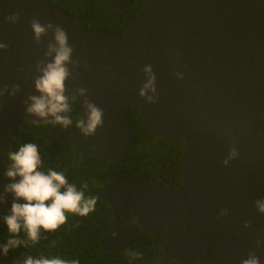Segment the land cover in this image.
I'll return each instance as SVG.
<instances>
[{
  "label": "water",
  "instance_id": "1",
  "mask_svg": "<svg viewBox=\"0 0 264 264\" xmlns=\"http://www.w3.org/2000/svg\"><path fill=\"white\" fill-rule=\"evenodd\" d=\"M34 19L53 24L39 42ZM55 26L66 32L76 62L65 81L80 107L71 131L26 112ZM0 43V191L10 182L3 155L28 124L44 122L48 142L70 133L81 152L113 161L133 141V104L150 134L183 140L182 181L177 189L141 178L104 183L99 197L110 206L112 228L100 245L120 248L141 228L166 235L157 264H241L250 252L264 264V213L255 204L264 201V0H142L120 37L78 26L41 0H0ZM152 77L155 91L141 97ZM79 88L103 110V125L90 136L77 127L88 114ZM6 259L0 252V262Z\"/></svg>",
  "mask_w": 264,
  "mask_h": 264
},
{
  "label": "trees",
  "instance_id": "2",
  "mask_svg": "<svg viewBox=\"0 0 264 264\" xmlns=\"http://www.w3.org/2000/svg\"><path fill=\"white\" fill-rule=\"evenodd\" d=\"M41 1L65 11L76 25L102 29L112 37L127 34L129 19L142 8V0H122L119 9L97 4L94 0ZM65 95L71 105V111L67 113L73 121L67 127L71 131L80 107L66 89ZM128 119L136 129L131 147L124 157L110 162L81 152L72 142L70 133L56 144H49L43 136L42 121H33L17 132L12 148L3 155L7 162L10 151L18 150L24 143H34L42 158L41 170L51 168L63 172L69 183H75L78 189L87 185L83 188L85 197H95L96 206L85 220L79 219L76 214L66 213L64 225L53 232L41 229V238L37 243L27 241L26 246L21 244L10 250L7 259L0 264H24L28 256L34 259L60 258L69 262L75 260L78 264H157L166 243L164 232L138 230L132 243L117 251L105 249L99 244L100 237L112 227L110 207L99 197L104 183L115 178H142L149 183H161L177 189L182 181L183 140L159 139L150 134L133 104L129 105ZM9 235L6 224L1 220L0 244L6 243ZM19 238L27 239L23 231Z\"/></svg>",
  "mask_w": 264,
  "mask_h": 264
},
{
  "label": "clouds",
  "instance_id": "3",
  "mask_svg": "<svg viewBox=\"0 0 264 264\" xmlns=\"http://www.w3.org/2000/svg\"><path fill=\"white\" fill-rule=\"evenodd\" d=\"M8 19L15 22L19 19V16L14 14ZM31 28L36 41L39 42L40 37L45 35L48 29L53 28V24L49 22L42 25L39 20L34 19L31 23ZM5 47L6 45L0 43V49ZM72 53L73 48L68 43L66 32L60 26H55L53 40L47 45L46 59L40 61L36 66L40 73L34 81L35 90L38 94L29 96L28 100L31 103L25 102L27 104V114L45 120L53 126L59 124L61 127L67 128L72 125L73 121L67 114L71 111V105L69 97L65 95V81L72 74L68 65L70 63L73 66L76 65V62L72 61ZM146 71H150V69H146ZM153 80L154 77L150 78L144 88L140 90L141 97L145 96V92L149 88L155 91ZM77 91L80 96H85L87 90L79 88ZM2 94V91H0V95ZM147 99L152 101L153 98L147 97ZM83 105L88 109L87 119L86 121H77V127L80 128L84 136H90L95 133L98 126L103 125V110L86 96L83 100ZM235 154V150H233L232 155L234 156ZM8 161V168L3 175L10 182L4 184L3 190L0 191V205L7 203L9 194L13 198L9 214L0 216V232L2 220L7 226V232L11 234L6 239V243L0 244V252L4 256H7L10 250L16 249L21 244L26 246L27 241H31L33 244L37 243L41 238V229L45 232H53L60 228L67 221L66 213L86 216L95 210V197H85L83 188H86L87 185H83L81 189H78L75 183H69L63 172L51 168L47 169V171L41 170L43 162L36 144L24 143L18 150L10 151L8 153ZM225 164H227V161H225ZM255 204L259 211L264 213V201L258 200ZM134 221L133 219V225L137 226L136 221L135 223ZM138 230L143 229L138 228ZM22 231L26 234V240L19 238V234ZM107 233L103 234L100 239ZM133 239L130 243H132ZM120 248L108 250L117 251ZM172 263L168 260L166 264ZM24 264H78V261L69 262L60 258L49 259L45 257L34 259L32 256H28L25 258ZM241 264H260V262L259 258L250 252L248 258L243 259Z\"/></svg>",
  "mask_w": 264,
  "mask_h": 264
},
{
  "label": "flooded vegetation",
  "instance_id": "4",
  "mask_svg": "<svg viewBox=\"0 0 264 264\" xmlns=\"http://www.w3.org/2000/svg\"><path fill=\"white\" fill-rule=\"evenodd\" d=\"M48 142V141H47ZM57 142H59V140L58 141H55V142H48L49 144H56ZM77 215V217L79 218V215L78 214H76ZM81 216V215H80ZM82 218H81V220H85L86 219V216H81ZM80 219V218H79Z\"/></svg>",
  "mask_w": 264,
  "mask_h": 264
},
{
  "label": "bare ground",
  "instance_id": "5",
  "mask_svg": "<svg viewBox=\"0 0 264 264\" xmlns=\"http://www.w3.org/2000/svg\"><path fill=\"white\" fill-rule=\"evenodd\" d=\"M124 36V35H123ZM114 37V36H113ZM120 37V36H119Z\"/></svg>",
  "mask_w": 264,
  "mask_h": 264
}]
</instances>
